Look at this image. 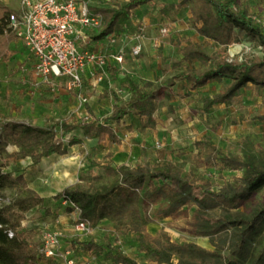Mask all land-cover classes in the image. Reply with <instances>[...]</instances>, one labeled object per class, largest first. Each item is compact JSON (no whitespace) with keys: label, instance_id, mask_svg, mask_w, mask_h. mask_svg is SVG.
<instances>
[{"label":"trees","instance_id":"trees-1","mask_svg":"<svg viewBox=\"0 0 264 264\" xmlns=\"http://www.w3.org/2000/svg\"><path fill=\"white\" fill-rule=\"evenodd\" d=\"M107 1L106 6L90 7L91 12L101 16L100 26L92 32L93 39H104L113 34L116 25L128 20L132 9L151 0ZM185 4L190 9L189 23L200 36L214 43L227 44L236 28L256 36L264 49V25L259 10L247 0H178L177 4H164L160 12L168 15L169 9L177 12ZM7 15L8 10L0 6V62L11 57L9 43L15 38L14 33L6 27ZM181 51L183 60L198 61L200 64V67L184 74L190 88L201 87L218 78L231 79L228 86L204 98L205 111L214 104L228 102L250 83L258 88L264 87V53L255 60H229L225 56L209 53L192 39H187ZM113 70L114 67L110 68V71ZM112 77L117 79L119 90L129 93L130 97L122 103L115 100L110 115L103 119L93 115L87 107L90 119L84 118L73 124L65 119L57 120L52 126L0 121V193L4 195V189L16 190L11 202L0 208V264H39L41 256L36 248L18 236V228L21 226L18 220L26 210L43 202V198L27 186L22 174L13 175L3 170L2 152L15 158L28 156L33 164H37L42 157L52 153H65L64 133L76 128L83 129L87 137L99 141L107 137L111 142H117V135L109 122H119L130 113L140 118L150 117L155 93L139 86L128 76L119 77L117 73H112ZM257 117L264 120V114ZM55 126H60L61 134L55 131ZM79 141L73 138L69 143ZM7 143L16 145L18 150L8 154L5 151ZM221 161L231 169H242V175L227 181L218 190L205 185L200 196L192 195L194 185L189 176L176 172L169 164L150 166L148 169L142 165L129 167L120 164L116 167L103 166L113 177L109 184L93 188L66 186L56 192L53 199L68 202L72 209L78 211V219L88 222L90 227L96 226L103 219L123 223L126 229L134 233L139 250L146 259L157 264H264V205L250 212L240 209L264 186V151L246 155L243 159L222 155ZM161 188H165L170 195L166 206L156 210L157 216H170L192 199L196 205L191 230L193 235L210 236L234 227V237L227 242L229 254L233 258L225 256L218 243L212 244L214 248L209 249L195 242H175L164 231L159 232L160 238L151 235L146 230L148 220L136 209L126 213L125 199L130 193L144 189V197L155 200ZM8 229L14 231L13 237L8 236ZM70 243L98 256L105 254L110 264H140L121 251L105 250L102 244L92 239L75 238ZM253 243L257 246L252 255L250 247ZM173 256L177 257L176 262Z\"/></svg>","mask_w":264,"mask_h":264},{"label":"rangeland","instance_id":"rangeland-1","mask_svg":"<svg viewBox=\"0 0 264 264\" xmlns=\"http://www.w3.org/2000/svg\"><path fill=\"white\" fill-rule=\"evenodd\" d=\"M18 1L0 0V6L6 10H13L18 7ZM120 1L124 2L125 0ZM247 1L259 10L262 20L261 10L264 0ZM99 5H101L99 0H92L90 6L96 8ZM182 7L190 11L187 4L179 8ZM175 13L177 12L169 9L168 15L164 18L156 17L157 21L152 23L153 26L151 23L140 19L138 24L133 25L129 30L128 43L122 48L127 53L130 52L138 32L143 33L141 39H143L144 45L135 60H127L126 64L133 62V64L137 63L140 66V84L146 90L155 93L154 107L151 116L139 117V122L134 127L124 125H120V129L117 125L115 127L120 134L128 136L131 142L130 148H137L139 152L138 159L134 162L127 161L126 164H122L129 167L142 165L147 169L150 166L169 164L176 172L189 176L194 185L192 195L200 196L205 185H209L212 190H218L227 181H232L235 177L242 175V169H231L225 166L221 161L222 155L243 159L246 155L264 151V120L257 117L264 114V87L258 88L250 83L247 87L241 88L239 93L228 102L212 105L205 111L203 109L204 98L228 86L231 79L227 77L218 78L208 81L201 87L190 88L184 74L190 69L200 67V64L198 61L183 60L181 48L187 39H192L209 53L225 56L229 60L259 59L263 56L264 49L256 36H251L236 28L233 30L230 42L227 44L214 43L212 40L197 34L195 28L189 23L190 16L184 15L186 13H182L178 19L181 28L175 29ZM156 14L157 11L152 15L156 16ZM163 26L167 28L173 26L175 30L169 29L161 33L159 30ZM148 31L153 32L149 35ZM106 79H108L107 76ZM113 94L114 102L116 100L118 103H122L130 95L120 90L113 92ZM83 102L85 101L78 98L77 105L71 108L70 117L67 115L70 120L90 119V116L84 115L82 112ZM114 102L112 103L114 104ZM53 124V120L49 122V126ZM55 129L61 130L60 126H55ZM134 145H138V147ZM102 149L105 151L97 157V153ZM95 151L96 153L92 149L88 153L84 160V166L79 169L77 174L78 181L73 186L93 188L109 184L113 180L112 175L103 166L116 167L120 164L110 159L112 152L107 148L100 146V149L98 151L95 149ZM144 189L130 193V196L125 199L126 213L136 209L144 219L148 220L146 230L151 235H158L160 238L159 232L164 231L175 242H195L201 245L199 237L203 236H195L191 231L194 209L196 208L192 199H189L172 215L159 217L156 215V210L166 206L170 193L165 188H161L156 199L150 200L144 197ZM2 193L12 199L15 197L16 190L4 189ZM260 205H264V186L255 192L240 209L250 212ZM31 209L20 215L18 221L21 226L19 228L24 226L22 221L42 216L38 211H35L33 215L27 217L26 213H29ZM51 209H45L43 214H52ZM54 210V212H58L57 209ZM61 210L73 216L70 224L74 225L78 219L76 210L68 205ZM90 228V232L77 233L72 226L70 231L62 233L61 236L66 244L75 238L80 240L92 239L102 244L105 250L121 251L140 264H157L146 259L143 252L139 250L134 233L126 229L123 223L103 219L96 226ZM233 228L229 227L217 234L205 236L209 241V246L206 248L213 249L214 245L212 244L218 243L222 247V253L233 258L227 247L228 240L234 237ZM26 232V235H22L23 238L36 231L31 229ZM28 244L38 251L37 241L29 239ZM256 246L257 244L253 243L250 247L252 255L256 251ZM97 257L98 255L90 252L86 259L99 260L95 263L110 264V260L106 258L105 254ZM176 260L177 257L173 256V261L176 262Z\"/></svg>","mask_w":264,"mask_h":264},{"label":"crops","instance_id":"crops-1","mask_svg":"<svg viewBox=\"0 0 264 264\" xmlns=\"http://www.w3.org/2000/svg\"><path fill=\"white\" fill-rule=\"evenodd\" d=\"M89 2L91 5L92 0H89ZM99 2H101V5L98 7L106 6V3L108 5L107 0H99ZM165 3H177V0H151L150 2L141 4L132 9L128 20L125 23L115 26L113 34L120 36V38H118L113 45H108L106 42L107 38L93 39L91 36L93 31L85 29H83L82 34L79 36V40L90 50L117 51L128 43V32L133 25L138 24L140 19L141 21L151 23V26H153L152 23L157 21L156 17L164 18L166 15L160 12V8ZM156 4H158V6H156ZM156 11V16H153L152 14L156 13ZM182 13H186L184 15H187V17L190 16L189 10H185L184 7L178 8L177 13H175V29L181 28L178 19ZM169 27L170 28H167L168 30H175L173 26ZM152 32L153 31H148V34L151 35ZM135 42H133V45ZM140 43L143 47V39L140 40ZM9 49L12 52L11 57L6 61L0 62V121L13 120L37 126H47L52 120L54 123L57 120L65 119L71 124L81 121L69 119V115L72 112L71 108L78 103L76 94L68 91L62 85V80H56L57 83L54 86H49L34 75L30 70L32 58L21 40L14 38L9 43ZM136 57L137 56H131L130 52L127 53L125 50L124 66L123 64L119 66L114 63H109L106 66L105 79L100 81L93 88L90 87V68L85 70L83 74L85 89L83 91L87 100L83 102L84 106L82 112L84 115H88L87 107L93 115L100 119L110 115L113 106L112 102H114L112 98L114 95L113 92L119 90L118 81L112 77V73H117L119 77L128 76L142 87L139 78L141 71L140 66L137 63L133 64V62H128L126 64L127 60L133 61ZM113 67L115 70L110 71V68ZM106 76L108 79H106ZM129 97L130 95H128V99ZM139 119L137 115L128 114L119 122H109L114 133L119 138L118 142H111L108 138L99 141L97 138L87 137L84 130L81 128L72 129L64 133L63 136V148L65 149V153H52L42 157L37 164H33L32 159L28 156L25 158H15L14 156L5 155V153L2 152V159H4L2 160V162H4V166L2 167L3 170L9 171L13 175L22 174L27 186L35 190L43 198L41 205L35 206L29 213H26V216L29 217L33 215L35 211H38L42 216L40 218H30L24 222L22 221L24 226L18 228V236L23 238L22 235H26V231H30L31 229L35 230V233L31 232L30 236L28 235L24 239L27 241L29 239L37 241L36 247H38L42 229L49 228L59 232L61 235L62 233L70 231L73 226L70 224L73 216L61 210L63 208L65 209L66 205L69 206L70 204L66 201L54 200L53 196L56 192L62 190L66 186H73V184L78 181L77 174L79 169L84 166V160L92 149L96 153L95 149L98 151L100 146L107 148V150L112 152L110 159L118 164H126L127 161L134 162L138 159L139 152L137 148H130L131 142L128 136L120 134L119 131L116 130L115 125H117L119 129L121 128L120 125L134 127L138 124ZM101 121L103 122V120ZM73 138H77L80 141L70 144L69 141ZM134 146L138 147V145ZM17 150L18 148L14 144L7 143L5 145V151L8 154H12ZM104 151L105 150L102 149V151L98 152L97 157L99 154L102 155ZM49 208H52L50 210L52 214L44 215L43 212L45 209ZM54 209H57L58 212H54ZM70 245V243L66 244L63 240L60 250L67 249ZM72 247L76 255L81 258L86 259L88 255H90L89 251L82 250L78 246ZM99 257L100 256L97 258ZM55 261L57 262L56 264H63L59 256L55 257ZM89 261L93 263L99 262V260L95 261L93 259Z\"/></svg>","mask_w":264,"mask_h":264},{"label":"built area","instance_id":"built-area-1","mask_svg":"<svg viewBox=\"0 0 264 264\" xmlns=\"http://www.w3.org/2000/svg\"><path fill=\"white\" fill-rule=\"evenodd\" d=\"M18 7L8 10L6 27L22 41L32 58L30 70L49 86H54L56 80H62V85L76 94L81 101H86L84 93L83 74L90 68V87H94L104 79L106 66L114 63L121 66L124 61V48L117 51L90 50L82 44L79 36L83 29L94 31L100 26L101 16L90 10L89 0H19ZM264 25V5L261 10ZM167 27L160 28L166 32ZM143 33L135 35L136 42L130 49L131 56H138L142 46L140 39ZM120 36L111 34L107 37L108 45H113ZM57 133L61 130L55 129ZM11 199L0 193V208L8 205ZM78 215V211L76 210ZM1 226V225H0ZM77 233L90 232L86 221L77 219L73 225ZM9 237L15 235L7 230ZM63 237L55 230H41L38 244L40 253L39 264H56L55 257L59 256L63 264H100L76 255L70 245L60 250Z\"/></svg>","mask_w":264,"mask_h":264},{"label":"bare ground","instance_id":"bare-ground-1","mask_svg":"<svg viewBox=\"0 0 264 264\" xmlns=\"http://www.w3.org/2000/svg\"><path fill=\"white\" fill-rule=\"evenodd\" d=\"M199 242H200V244H201L202 246H206V247L209 246V243H208L207 238H206L205 236H203V237H199Z\"/></svg>","mask_w":264,"mask_h":264}]
</instances>
